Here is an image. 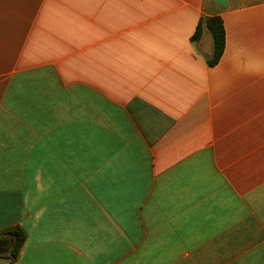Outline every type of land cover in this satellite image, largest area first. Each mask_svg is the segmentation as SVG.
I'll return each instance as SVG.
<instances>
[{
  "label": "crops",
  "instance_id": "1",
  "mask_svg": "<svg viewBox=\"0 0 264 264\" xmlns=\"http://www.w3.org/2000/svg\"><path fill=\"white\" fill-rule=\"evenodd\" d=\"M16 228L0 264H264V0H0Z\"/></svg>",
  "mask_w": 264,
  "mask_h": 264
},
{
  "label": "trees",
  "instance_id": "2",
  "mask_svg": "<svg viewBox=\"0 0 264 264\" xmlns=\"http://www.w3.org/2000/svg\"><path fill=\"white\" fill-rule=\"evenodd\" d=\"M204 27L211 33L213 37V44H214L213 54L212 57L208 59V64L213 67L218 64L224 52L225 30L223 26V21L219 16L207 18L204 23ZM202 30H203V25L201 24L198 27L196 35L194 36L195 40L199 39ZM9 235H12L15 239V245L12 251L9 253V255L12 258L16 259L24 245V242L26 240V235L22 230L18 228L11 230L9 232Z\"/></svg>",
  "mask_w": 264,
  "mask_h": 264
},
{
  "label": "water",
  "instance_id": "3",
  "mask_svg": "<svg viewBox=\"0 0 264 264\" xmlns=\"http://www.w3.org/2000/svg\"><path fill=\"white\" fill-rule=\"evenodd\" d=\"M217 3L222 8L227 6V0H217ZM4 237H9V239L11 241V245L9 246V248L3 249V247H2L3 237H0V255L9 254L12 251V249H13V247L15 245V239H14V237L12 235H7V236H4Z\"/></svg>",
  "mask_w": 264,
  "mask_h": 264
},
{
  "label": "rangeland",
  "instance_id": "4",
  "mask_svg": "<svg viewBox=\"0 0 264 264\" xmlns=\"http://www.w3.org/2000/svg\"><path fill=\"white\" fill-rule=\"evenodd\" d=\"M237 166H248V157H237Z\"/></svg>",
  "mask_w": 264,
  "mask_h": 264
},
{
  "label": "flooded vegetation",
  "instance_id": "5",
  "mask_svg": "<svg viewBox=\"0 0 264 264\" xmlns=\"http://www.w3.org/2000/svg\"><path fill=\"white\" fill-rule=\"evenodd\" d=\"M10 245H11V241H10L9 237H3V240H2L3 249L9 248Z\"/></svg>",
  "mask_w": 264,
  "mask_h": 264
},
{
  "label": "clouds",
  "instance_id": "6",
  "mask_svg": "<svg viewBox=\"0 0 264 264\" xmlns=\"http://www.w3.org/2000/svg\"><path fill=\"white\" fill-rule=\"evenodd\" d=\"M39 187V186H38Z\"/></svg>",
  "mask_w": 264,
  "mask_h": 264
}]
</instances>
